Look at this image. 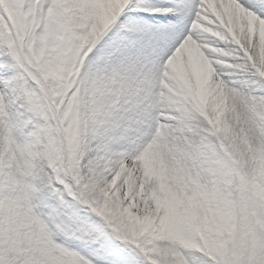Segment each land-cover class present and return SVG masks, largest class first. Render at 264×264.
I'll list each match as a JSON object with an SVG mask.
<instances>
[{"label":"snow or ice","instance_id":"obj_1","mask_svg":"<svg viewBox=\"0 0 264 264\" xmlns=\"http://www.w3.org/2000/svg\"><path fill=\"white\" fill-rule=\"evenodd\" d=\"M0 264H264V0H0Z\"/></svg>","mask_w":264,"mask_h":264}]
</instances>
